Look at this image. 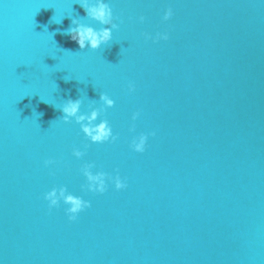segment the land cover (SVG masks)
Segmentation results:
<instances>
[{
	"label": "water",
	"instance_id": "1",
	"mask_svg": "<svg viewBox=\"0 0 264 264\" xmlns=\"http://www.w3.org/2000/svg\"><path fill=\"white\" fill-rule=\"evenodd\" d=\"M108 2L118 28L93 50L57 32L106 27L75 0H0V264H264V2ZM101 91L118 138L77 159L88 142L50 104ZM88 161L127 188L82 190ZM60 185L91 202L75 221L42 198Z\"/></svg>",
	"mask_w": 264,
	"mask_h": 264
},
{
	"label": "clouds",
	"instance_id": "2",
	"mask_svg": "<svg viewBox=\"0 0 264 264\" xmlns=\"http://www.w3.org/2000/svg\"><path fill=\"white\" fill-rule=\"evenodd\" d=\"M75 2L83 9L87 18L95 20L106 27L93 28L91 25L82 22V19L71 17L69 27L66 29H57V32L61 35H66L70 41L75 42L79 49H85L87 47L94 50L102 44H107L112 39L113 30L118 28L108 0H75ZM172 15V8L166 6L163 9L161 19L167 21ZM138 19L142 22L144 20L143 15L139 16ZM52 22L59 24L62 20H56L53 17ZM46 30L47 26L45 25ZM54 35L55 33L51 34L52 37ZM142 35L145 39H152L153 41L167 40L169 38L167 31L156 32L155 35L148 33H142ZM62 51L72 52L71 49H62ZM64 79L67 83L71 78L65 77ZM127 88L129 92L133 91L134 84L131 81L128 82ZM41 101L49 104V102L42 98ZM89 101L87 111H81V97L72 98L68 96L59 104H50L61 113L58 121L65 124L75 123L78 125L79 132L83 134V137L88 142L82 148L77 146L71 148V155L77 159L85 155V150L89 144L113 143L118 138V134L113 132L109 121L104 118L105 110L114 105V100L107 93L101 91L98 101ZM38 115L43 116V113L41 112ZM138 115L139 111H133L131 113V120L135 121ZM134 128V124L129 125V132H133ZM155 135L156 133L154 131L147 133L139 132L131 136L128 146L133 152L143 153L148 137ZM43 163L45 166H48L55 162L52 159H45ZM94 168H96V165L92 161L81 164L79 172L84 178V183L81 185L82 190L103 194L109 184L117 191L127 188V179L122 177L118 170L109 173L98 168L94 171ZM42 198L47 202V208L49 210L59 207L61 203L65 205L63 211L69 222L77 220L79 213L91 207L89 200L84 199L80 195L73 194L64 185L58 187L52 186L42 193Z\"/></svg>",
	"mask_w": 264,
	"mask_h": 264
}]
</instances>
